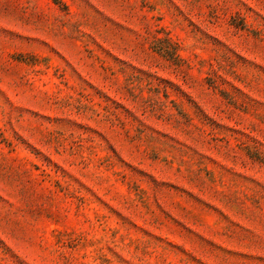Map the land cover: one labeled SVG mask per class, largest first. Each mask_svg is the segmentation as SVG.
<instances>
[{"label":"rangeland","instance_id":"1","mask_svg":"<svg viewBox=\"0 0 264 264\" xmlns=\"http://www.w3.org/2000/svg\"><path fill=\"white\" fill-rule=\"evenodd\" d=\"M0 264H264V0H0Z\"/></svg>","mask_w":264,"mask_h":264}]
</instances>
